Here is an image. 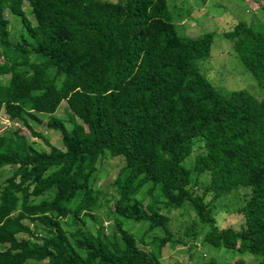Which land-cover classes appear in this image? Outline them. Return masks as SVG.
<instances>
[{"label":"trees","instance_id":"16d2710c","mask_svg":"<svg viewBox=\"0 0 264 264\" xmlns=\"http://www.w3.org/2000/svg\"><path fill=\"white\" fill-rule=\"evenodd\" d=\"M166 1L0 0V112L14 126L0 132V169L13 166L0 182V264H179L163 263L161 249L194 242L196 222L204 242L259 258L201 264H264V95L220 94L196 63L213 33L179 35ZM5 9L19 19L14 42ZM222 35L264 88V29L238 21ZM61 101L65 121L54 115ZM43 118L61 147L34 130ZM104 156L123 159L114 195L94 187ZM192 172L208 174L199 192ZM238 186L243 221L218 227L209 204ZM169 209L194 215L177 235ZM139 222L141 237L131 229Z\"/></svg>","mask_w":264,"mask_h":264},{"label":"rangeland","instance_id":"374dc122","mask_svg":"<svg viewBox=\"0 0 264 264\" xmlns=\"http://www.w3.org/2000/svg\"><path fill=\"white\" fill-rule=\"evenodd\" d=\"M252 1L261 2V0H167L166 5L168 13L172 22L177 28V32L181 36L190 38H197L206 32L213 33L212 41L209 48L208 55L203 59H197L196 63L200 73L210 82V84L220 94H233L232 101L237 102L235 92L243 89L249 92L255 97L264 95V88L259 86L254 77L245 69L242 62L233 50L232 43L228 39L223 37V32L230 30L234 24L238 21H245L255 29H264V2L259 5L258 9H252L249 5ZM22 8L26 12L27 16L33 22V19L29 13V7L25 1L22 2ZM4 16L8 19V29L10 40L14 42L17 40L18 33L20 32V23L17 16L11 14L7 9L4 10ZM0 60H4L1 58ZM3 78V77H2ZM66 103L61 101L57 110L55 111V117L65 121L67 117ZM4 113L0 112V132L1 120ZM5 117V116H4ZM45 118L42 123L32 124L34 130L41 132L48 140L49 143L61 147L60 133L58 131L48 129L45 126ZM9 126L8 128H13ZM25 133L28 141L34 143L36 146L46 149V146L39 138L32 137L26 129H22ZM199 149L197 143L194 145L192 152H190L182 161L183 165L189 167L194 155ZM123 165V159L121 156L109 157L104 156L96 163L98 172L100 174L99 180L94 187L99 188L101 192L114 195V187L110 184V181L115 177L117 171ZM13 169V166H5L0 169V182L8 175V172ZM208 174L203 173H190V184L195 185L194 192H199L202 184L207 182ZM149 184L142 186L141 192L137 194L143 203L148 201L150 197L145 192L146 187ZM246 193V187L238 186L231 189L228 193L222 194L213 199L209 206L210 211L213 213L216 225L218 227H238L243 221V216L237 213V209L242 204V199ZM152 195L158 197V204L160 211H164L163 198L159 193V188L155 187L152 191ZM24 199L20 202V209L24 208ZM112 202H108L107 206H111ZM104 210L102 206L100 212ZM29 213V212H26ZM101 214V213H100ZM99 214V215H100ZM167 215L171 220V229L174 235H177L179 231H182L183 227L187 225L192 219H194L193 212L188 209H169ZM100 220L106 229L109 224L106 221L105 216L100 215ZM130 223L129 221L127 222ZM80 224V223H78ZM127 224V226H128ZM143 222H139L131 227L132 232L136 235H140L143 232ZM197 224L199 234L197 239L186 246H169L167 243L161 249V261L163 263L177 262L179 264H201V262L214 259L217 262L233 261L235 259H242L245 262H255L259 258L255 255L247 252L238 253L231 249L223 248L222 246H214L207 242H204L200 237L202 233L207 229ZM95 221L89 218L85 219L83 228L90 232H94L96 229ZM106 231V230H105ZM22 236V234L18 235ZM144 240L149 239L148 235L142 237ZM139 239V237L137 238ZM147 249L148 246H145ZM31 262V261H30ZM28 262V263H30ZM34 262H32L33 264Z\"/></svg>","mask_w":264,"mask_h":264},{"label":"crops","instance_id":"0c3cea01","mask_svg":"<svg viewBox=\"0 0 264 264\" xmlns=\"http://www.w3.org/2000/svg\"><path fill=\"white\" fill-rule=\"evenodd\" d=\"M204 1H207V0H204ZM264 2V0H261V2H258V1H252V4L249 5L250 8L252 9H258L259 8V5L262 4Z\"/></svg>","mask_w":264,"mask_h":264},{"label":"built area","instance_id":"2783aa9c","mask_svg":"<svg viewBox=\"0 0 264 264\" xmlns=\"http://www.w3.org/2000/svg\"><path fill=\"white\" fill-rule=\"evenodd\" d=\"M9 124H10V122H8V121L6 120V118L3 116L2 120H1V130H2L3 128H6L7 126H9Z\"/></svg>","mask_w":264,"mask_h":264}]
</instances>
